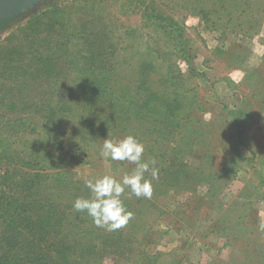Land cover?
I'll return each instance as SVG.
<instances>
[{"label":"rangeland","instance_id":"1","mask_svg":"<svg viewBox=\"0 0 264 264\" xmlns=\"http://www.w3.org/2000/svg\"><path fill=\"white\" fill-rule=\"evenodd\" d=\"M203 2L202 15L192 8L195 0H39L0 25V66H9L2 62L5 54L13 58L12 66L21 69L27 66L26 60H30L29 66H45L37 63L35 49L47 35L54 39L51 46L74 36L84 41L90 39L89 47L97 49L98 54L91 64L124 66L125 72L132 75L140 73L143 66L149 79L153 71L146 66H151L149 62L154 55L159 57L153 66H162V70L174 66L173 62L178 64L187 78L185 85L191 88L189 95L196 107L194 118L204 119L212 137L208 143L216 145V168L232 167L223 164L226 156L236 157L240 153L243 158L236 166V170L239 168L236 175L223 178L227 185L218 190L217 197H212L214 203L209 199L211 192L207 194L209 185L202 184L192 194L191 206H186L187 200L171 191L144 209L143 225L148 227L149 234L145 240L148 242L153 236L147 246L150 254L158 258L143 264H248V258L257 256L259 262L254 264H264V252L261 260L258 254L264 243V0ZM213 7L220 11L216 13ZM32 19H35L33 29L20 30ZM14 32L17 35L12 37ZM181 38L186 40L189 55L175 61L173 58L183 43ZM83 40L68 51L50 49V65L72 66L67 52L81 49ZM31 43L34 47H26ZM4 73L0 76V99L5 102L0 101V134L15 141L19 130L11 123V115L21 111V99L16 97L17 100L7 86L17 78V71ZM177 96L178 92L163 98ZM14 100L18 102L15 107L10 103ZM2 114L4 119L10 118L5 126ZM234 115L239 117L237 123ZM67 130L72 132L73 128ZM167 138L166 143L171 142L173 147L169 159L184 157L182 148L172 141L176 138ZM101 146L100 141H95L93 148L87 147L72 164L79 179L105 174L122 179L134 171L127 161L102 158ZM2 147L0 141L1 155ZM11 154L9 150L5 164H0V173L5 167L16 170ZM190 156L192 159L186 161L197 166L196 154ZM243 192L249 194L242 199L247 208L241 209L247 217L234 230V215L231 211L229 214L228 208ZM129 196L138 200L131 193ZM220 220L227 229L225 238L219 234ZM130 227L132 232L136 229L135 225ZM102 264L116 262L107 256Z\"/></svg>","mask_w":264,"mask_h":264},{"label":"trees","instance_id":"2","mask_svg":"<svg viewBox=\"0 0 264 264\" xmlns=\"http://www.w3.org/2000/svg\"><path fill=\"white\" fill-rule=\"evenodd\" d=\"M203 3V0H195L192 8L203 15ZM219 11L215 9L216 13ZM34 25L35 19H32L20 30L33 29ZM16 35L14 32L12 37ZM53 40L47 35L35 49L37 63H45V66H29L31 62L26 60L27 66L21 69L12 66L13 58L9 54L2 59L3 64L9 66H0V76L5 75V71H17V78L7 89L21 99V111L11 115V123L19 130L16 140L0 134L3 146L0 164H5L10 150L16 166L15 171L5 167L0 173V264H102L107 256L116 264H143L151 259L154 262L158 256L151 255L147 246L153 236L150 235L148 242L145 240L149 234L148 227L143 225L144 209H149L160 195L171 191L184 197L186 206H191L192 194H196L202 184L209 185L207 194L211 192L209 199L214 203L212 197H217L218 190L227 185L223 178L231 179L236 175L239 169L236 170V166L243 157L240 153L236 157L226 156L223 164L232 167L216 168V145L208 143L212 139L208 124L204 119L194 118L196 107L189 95L191 88L185 85L187 78L175 62L174 66L162 70V66H153L159 57L154 55L149 62L151 66H146L153 71L149 79L143 66L140 73L132 75L125 72L124 66L91 64L98 54L97 49L89 47L90 39L84 41L74 36L51 46ZM82 40L81 49L67 52L74 66L50 65V49L68 51ZM182 42L173 55L175 61L189 55L184 45L186 40ZM26 47L34 46L31 43ZM188 68L191 71V66ZM35 78L39 80L29 82ZM177 92V97L163 98ZM17 100L10 103L15 107ZM0 101L5 103L3 98ZM2 120L3 126L10 123V118L4 119L3 114ZM233 120L237 123L239 117L234 115ZM68 127L73 131L69 132ZM128 135L144 145L143 161H156L158 179L152 180L150 199L136 200L129 196L130 189L125 190L121 199L134 214L123 228L107 231L97 227L87 212L74 210L75 199L89 198L91 193L85 187L86 180L76 176L72 164L82 157L87 147L93 148L95 141L103 144V139H121ZM168 136L176 138L172 141L182 148L184 157L169 159L173 147L171 142L166 143ZM193 154L199 161L197 166L186 161L192 159ZM128 165L133 170L136 168L135 164ZM145 177L151 179L150 171ZM248 196V193H240L228 208L234 215V230L245 222L247 214L241 209L246 206L242 199ZM140 219H143L141 223ZM189 221L192 220L189 218ZM223 223L220 220L219 234L225 238L227 229ZM132 225L136 226L133 232ZM261 248L258 249L260 260L264 243ZM130 253L133 256H129ZM255 258H248V264L258 263Z\"/></svg>","mask_w":264,"mask_h":264},{"label":"clouds","instance_id":"3","mask_svg":"<svg viewBox=\"0 0 264 264\" xmlns=\"http://www.w3.org/2000/svg\"><path fill=\"white\" fill-rule=\"evenodd\" d=\"M144 145L134 136L128 135L119 141L103 139L100 156L113 161H127L136 168L130 174H125L117 180L115 176L105 174L85 181L89 189V198L77 197L73 203L76 212H87L93 223L107 231H116L127 225L132 218L121 197L126 189L137 198L150 199L153 194L152 180L158 179L159 170L156 161H143ZM151 165V168H150ZM151 179L145 177L149 173ZM264 227V225H262Z\"/></svg>","mask_w":264,"mask_h":264},{"label":"water","instance_id":"4","mask_svg":"<svg viewBox=\"0 0 264 264\" xmlns=\"http://www.w3.org/2000/svg\"><path fill=\"white\" fill-rule=\"evenodd\" d=\"M39 0H0V25L5 20L19 15Z\"/></svg>","mask_w":264,"mask_h":264}]
</instances>
